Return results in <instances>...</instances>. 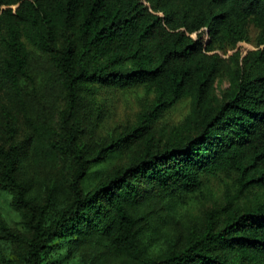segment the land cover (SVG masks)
<instances>
[{
  "label": "trees",
  "instance_id": "1",
  "mask_svg": "<svg viewBox=\"0 0 264 264\" xmlns=\"http://www.w3.org/2000/svg\"><path fill=\"white\" fill-rule=\"evenodd\" d=\"M257 29L254 45L248 28ZM28 46L50 64L48 100L35 105ZM226 75L229 87L218 96ZM143 86L153 100L134 125L86 150L74 116L88 85ZM14 106L0 108V188L13 193L30 234L0 229L24 242L19 264H47L52 240L109 249L119 264H264V0H0V89ZM65 91L56 127L48 122L55 91ZM190 99L180 123L163 138L148 132L179 100ZM33 130L17 140L19 114ZM135 142L137 150L91 186L92 167ZM57 161L70 153V198L55 208L54 184L43 202L19 178L27 149ZM235 173V198L255 192V204L228 198L217 225L206 217L184 235L162 225L200 192L203 176ZM52 209L55 211L52 212ZM4 264H18L0 255ZM100 264H106L105 260Z\"/></svg>",
  "mask_w": 264,
  "mask_h": 264
},
{
  "label": "rangeland",
  "instance_id": "2",
  "mask_svg": "<svg viewBox=\"0 0 264 264\" xmlns=\"http://www.w3.org/2000/svg\"><path fill=\"white\" fill-rule=\"evenodd\" d=\"M250 41L244 46L251 48L254 45L257 29L250 25L248 28ZM31 57L30 78L23 81L28 90L29 99L38 105L43 100H48L44 93V81L51 67L47 56L37 49L28 46ZM229 87V79L222 76L216 85V94L220 96ZM86 98L80 104L75 113V120L80 125L81 131L77 138L83 149L89 146L93 148L116 136L121 131L134 125L138 114L153 100V94L148 93L143 86H135L127 89L109 88L97 84L88 85L82 92ZM52 104L54 110L48 122L56 126L59 111L65 106V91H55ZM2 105L12 107L13 111L19 112L14 106L12 93L8 88L0 89V108ZM190 99L188 97L179 100L151 125L148 132H153L155 137L163 138L166 132L182 121L189 110ZM19 114V113H18ZM33 130L19 114L17 140ZM33 133V132H32ZM4 138L0 135V144ZM139 147L135 142L127 147L114 152L105 158L100 164L91 168L83 179V187L91 186L96 180L108 173L113 167L125 163L131 153ZM27 157L24 166L20 169L19 178L29 186V195L38 203L43 202L47 194V186L54 184L55 208L62 207L70 198V180L74 170V162L70 153H59L57 161H51L40 156L31 146L27 149ZM235 173L218 174L216 176H203V186L200 192L187 196L178 206V213L173 219L160 218L162 225L174 228L184 235L188 230L201 223L206 217L217 225L225 214V203L228 198L240 202L245 206L255 204L257 200L255 192L235 198ZM13 193L0 188V216L9 226L17 231L30 234L27 227L26 213L17 207L13 200ZM55 211L52 209L51 214ZM52 245L44 254L43 262L47 264H100L105 260L106 264H119L117 257L109 249L103 247L93 248L89 244L72 246L63 237L52 240ZM26 244L24 242L7 238L0 229V255L9 257L16 263H21L24 257ZM0 264H4L0 262Z\"/></svg>",
  "mask_w": 264,
  "mask_h": 264
}]
</instances>
